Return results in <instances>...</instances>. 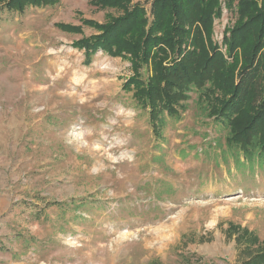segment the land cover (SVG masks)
<instances>
[{
	"label": "rangeland",
	"instance_id": "rangeland-1",
	"mask_svg": "<svg viewBox=\"0 0 264 264\" xmlns=\"http://www.w3.org/2000/svg\"><path fill=\"white\" fill-rule=\"evenodd\" d=\"M120 14L93 0L0 11V264H240L233 226L264 241V167L223 159L228 130L197 93L157 135L124 88L130 62L86 64L73 46L99 32L83 20ZM237 19L224 6L214 42Z\"/></svg>",
	"mask_w": 264,
	"mask_h": 264
},
{
	"label": "trees",
	"instance_id": "trees-1",
	"mask_svg": "<svg viewBox=\"0 0 264 264\" xmlns=\"http://www.w3.org/2000/svg\"><path fill=\"white\" fill-rule=\"evenodd\" d=\"M60 0H0L2 13H23L31 7L54 6ZM122 14L105 23L83 20L99 32L73 43L90 64L99 52L126 58L132 76L124 88L149 111L160 135L167 119L180 120L187 101L215 124L228 130L226 152L237 169L264 167V0H93ZM149 5V8L147 7ZM224 6L237 16L222 45L213 40V24ZM65 31L79 26L58 24ZM226 47V51L223 48ZM240 264H264V241L247 228L233 226ZM239 233V234H238ZM242 244V241L240 242ZM257 246L256 250L251 248Z\"/></svg>",
	"mask_w": 264,
	"mask_h": 264
}]
</instances>
